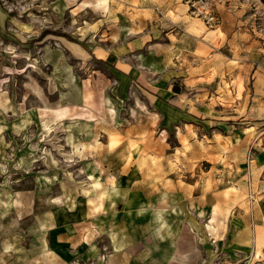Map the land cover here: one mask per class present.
<instances>
[{
    "label": "rangeland",
    "instance_id": "obj_1",
    "mask_svg": "<svg viewBox=\"0 0 264 264\" xmlns=\"http://www.w3.org/2000/svg\"><path fill=\"white\" fill-rule=\"evenodd\" d=\"M262 121L261 0H0V264H264Z\"/></svg>",
    "mask_w": 264,
    "mask_h": 264
},
{
    "label": "crops",
    "instance_id": "obj_2",
    "mask_svg": "<svg viewBox=\"0 0 264 264\" xmlns=\"http://www.w3.org/2000/svg\"><path fill=\"white\" fill-rule=\"evenodd\" d=\"M178 107H180V106H178ZM219 108L221 109V106H219ZM233 114H236V113H233ZM222 119H223V117H222ZM239 123L240 122H238V124ZM243 123H246V122H243ZM253 124H255V126L251 127L250 129L255 128L254 131L257 130V134H256V132L254 133V138L250 140V143H253L254 146L257 147L258 150L260 149L259 150L260 151L259 158L257 159V162H258V165L261 166V169H259V172L262 173L263 170H264V121L256 122V123H253ZM244 135H245V139H246V134H244ZM247 135H249V134H247ZM188 185L193 188V186L191 184H188ZM212 200H213V198H210V201H207L206 204H216L214 202H211ZM217 204H229V203H226V202H223V201H221V203H219L217 201Z\"/></svg>",
    "mask_w": 264,
    "mask_h": 264
},
{
    "label": "trees",
    "instance_id": "obj_3",
    "mask_svg": "<svg viewBox=\"0 0 264 264\" xmlns=\"http://www.w3.org/2000/svg\"><path fill=\"white\" fill-rule=\"evenodd\" d=\"M264 3V0H261ZM175 91H178L177 88H175Z\"/></svg>",
    "mask_w": 264,
    "mask_h": 264
},
{
    "label": "built area",
    "instance_id": "obj_4",
    "mask_svg": "<svg viewBox=\"0 0 264 264\" xmlns=\"http://www.w3.org/2000/svg\"><path fill=\"white\" fill-rule=\"evenodd\" d=\"M252 198V197H251Z\"/></svg>",
    "mask_w": 264,
    "mask_h": 264
}]
</instances>
